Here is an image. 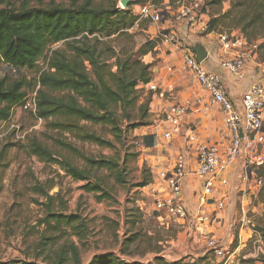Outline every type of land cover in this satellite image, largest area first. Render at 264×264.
Listing matches in <instances>:
<instances>
[{"label": "rangeland", "instance_id": "374dc122", "mask_svg": "<svg viewBox=\"0 0 264 264\" xmlns=\"http://www.w3.org/2000/svg\"><path fill=\"white\" fill-rule=\"evenodd\" d=\"M51 1L68 6L73 2L81 4L85 0H27V4L44 7ZM22 2L8 0L2 6L17 8ZM92 3L103 6L117 3L121 7L119 0H93ZM143 4L167 10L168 15L158 24H153L149 18H142L139 27L128 28L131 35L129 40L110 38V43L116 49L123 44L132 46L135 55L149 65L152 81L137 86L136 106L144 104V107L141 111L136 107L130 109L129 119L121 117L120 111H117L120 127L119 133H116L118 138L109 125L80 122L89 131L110 141L112 146L79 141L70 133L53 130L48 121L24 110L20 103L12 107L7 120L0 121V263L50 264L61 246L73 242L77 246V264H91L94 257L108 253L122 260L142 263L162 257L170 263L180 260L189 264H264V180L258 188L248 184L244 193L236 192L233 209L221 212L212 210L208 222H202L196 228L186 221L181 223L173 218L159 220L152 209L151 197L144 192L146 187L137 186L145 181L152 183L163 179L172 167L176 154L187 149V134L202 127L200 117L192 118L188 123L190 130L183 133V146L179 147L175 142L162 139L159 120L164 109L171 111L173 106L185 99L192 104L199 99L197 93L204 92L183 67L181 52L200 43L211 51L214 58H218V48L208 44L205 28L212 12L218 13L223 7L226 10L230 7L228 0L214 1L208 7L206 15L209 18H188L180 21L183 25L179 26L171 19V13L176 11V0H131L126 9L135 13ZM192 24L194 28L190 32ZM214 25L219 32L237 29L231 26L229 19L223 20V27L219 26L220 22ZM254 30L263 28L258 26ZM170 31L178 39V48L160 40V33ZM59 46L56 44L53 47ZM139 48H144L146 53L140 54ZM258 55L261 60L264 59V47L259 49ZM44 67V57L33 68L24 69H17L0 60V78L24 79L23 90L27 95L37 90L36 79ZM203 106L209 121L207 126L212 131L206 135V141L201 140L202 143L219 139L227 143L218 108L209 102ZM32 140L39 141L74 167L86 170L109 197L100 198L99 192H85L82 185L86 181L74 180L58 164L43 162L31 155L29 144ZM59 141L71 144L89 157L116 160L123 181H117L115 171L90 168L77 155L63 148ZM261 171L264 172V167ZM196 191L193 188L189 195L195 197ZM45 193L52 196L49 204L51 210L80 215L84 224V234L80 240L69 228L60 226L52 229L39 224L47 208ZM242 197H245L243 206ZM186 204L194 214L197 207L193 208L188 202ZM208 237L218 239L225 248L223 256L214 257L206 245ZM67 255L74 256L71 253ZM75 263V257L66 262Z\"/></svg>", "mask_w": 264, "mask_h": 264}, {"label": "trees", "instance_id": "16d2710c", "mask_svg": "<svg viewBox=\"0 0 264 264\" xmlns=\"http://www.w3.org/2000/svg\"><path fill=\"white\" fill-rule=\"evenodd\" d=\"M214 1L222 2L206 0L205 5L210 7ZM228 1L230 7L223 13L212 15L205 32L221 33L215 30L214 23L220 22L219 26L223 27V20L229 19L231 26L239 29L248 42H258V50L264 47V1ZM5 2L8 3V0H0V60L17 69H24L33 68L41 58H45L46 69L41 70L36 79L35 116L48 121L51 129L70 133L79 141L112 146L110 141L89 131L80 122L109 125L118 138L116 133H119L120 127L117 111H120L121 117L129 119L130 109L136 107L141 111L144 107V104L136 106L137 86L151 81L149 65L135 55L132 46L123 44L116 49L110 43V38L121 41L131 38L128 28L135 27V14L122 9L117 3L103 6L93 4V0H85L81 4L73 2L68 6L51 1L44 7L30 6L27 0H23L17 8L2 6ZM142 22L137 23V26ZM258 26L263 30H254ZM54 44L60 46L52 48ZM138 51L142 55L146 53L144 48ZM24 85L22 78H0V121L7 120L12 107L22 102ZM58 143L81 158L90 168L115 171L117 181H123L116 160L89 157L69 143ZM29 151L43 162L58 164L74 180L86 181L82 185L85 192H99L100 198L109 197L86 170L57 157L39 141L32 140ZM261 170L259 175H264ZM147 184L149 181L137 186L144 187ZM44 195L47 208L39 224L52 229L60 226L69 228L80 240L84 234L80 215L51 210L49 204L52 196ZM59 250L50 264H66L67 260H73L74 257L75 264L79 262L77 246L73 242L61 246ZM68 253L74 256L68 257ZM46 257L49 258L48 254ZM91 264L189 263L180 260L170 263L162 257H154L152 262L142 263L122 260L108 253L94 257Z\"/></svg>", "mask_w": 264, "mask_h": 264}, {"label": "built area", "instance_id": "2783aa9c", "mask_svg": "<svg viewBox=\"0 0 264 264\" xmlns=\"http://www.w3.org/2000/svg\"><path fill=\"white\" fill-rule=\"evenodd\" d=\"M205 2L176 0V11L171 13L172 21L179 23L188 18L201 19L202 14L209 12ZM134 14L137 17L136 27L142 18H149L153 24L161 23L168 11L143 4ZM236 30L239 29L215 33V39L217 54H220L218 67L241 81L248 76L249 62L256 58L259 44L248 42L240 30ZM159 35L161 41L173 47L180 45L172 31ZM181 60L191 79L205 92L209 104L218 108L228 142L219 139L202 143L197 139V133L190 132L186 142L195 143V147L189 145L176 154L165 177L144 186V192L151 197L152 209L159 220L173 218L196 228L198 224L208 222L212 210L221 212L225 209L229 190L244 193L248 184L254 188L263 184L264 175H259V170L264 167V62L249 81L240 102H235L227 93L221 74L206 68L205 60L199 62L190 47L182 50ZM20 105L35 115L36 90L25 95ZM191 106L190 100L185 99L173 106L171 111L163 110L159 124L162 125L160 133L164 141L180 139L183 119ZM189 177L198 183L195 196L197 210L194 214L189 211L183 196V184ZM206 245L214 257L224 255L225 248L215 237H208Z\"/></svg>", "mask_w": 264, "mask_h": 264}, {"label": "crops", "instance_id": "0c3cea01", "mask_svg": "<svg viewBox=\"0 0 264 264\" xmlns=\"http://www.w3.org/2000/svg\"><path fill=\"white\" fill-rule=\"evenodd\" d=\"M225 10H226V8L223 7L220 10L219 13H223ZM217 14L218 13H216V12H212V15H214V16L217 15ZM201 18L202 19H207L209 17L207 15H204ZM178 25L179 26H182L183 23L179 22ZM193 28H194V26L191 25L190 28H189L190 32L192 31ZM181 30H183V28H181ZM236 31H239V30H236ZM206 37L209 38L208 39V44L212 48L214 46L215 47L217 46L216 39H213V38H216V35H215L214 32H211V33L206 34ZM207 52H209V56L204 61V66L206 68H208V69L215 70V71L219 72L221 74L222 78H223V82H224V84L226 86L227 93L231 96V98L235 102H240L241 95L245 91V89H246L249 81L251 80V78L253 77V75L256 72H259L260 71L261 66H263L262 63L264 62V59L263 60L260 59V57L258 55L259 50L257 51L256 58L254 60H251L249 62L248 70H247V72H248L247 78H245L244 80H241V81L235 80L233 77H231L229 74H227L226 72L222 71L218 67V61L220 59V54H217V57L218 58H214V56L211 55V51L209 49H207ZM207 60H212V61H208L207 62ZM180 61L182 63L181 58H180ZM150 82H149V84H150ZM196 96H197V98L199 97V99L197 101H194V103H192V106H191V108H190L187 116L183 119L182 136H180V139H178L176 141H173V143L175 142V144L177 146H179V147L180 146L181 147L183 146V142H184V141H182L183 133L188 132L190 130L189 127H188V123H189L190 120H192V118H199L200 117V119H202L201 120L202 127L199 128L198 131H195L197 133V139L199 140V142H202L203 140L206 141L205 140L206 135L212 131L207 126V122H209V121L207 120V115H205V113L203 112V110H204L203 104L204 103H208V100L206 98V94L204 92L203 93L198 92ZM219 115H220V118L219 119L221 120L222 117H221L220 112H219ZM186 145L187 146L190 145L191 148H194L196 144L193 143V142H186ZM197 187H198V183L196 182V180H194V178H191V177L187 178L185 180L184 184H183V196L185 198V201L188 202V203H190V204H192L190 206H192L193 208L196 207L195 206L196 205V200H195V197L194 196L192 197V196L189 195L190 194L189 192L190 191L192 192V189L193 188H194V190H197ZM235 193H236V191L229 190V198L227 200L226 207H225L224 210H228L229 211V210H231V209L234 208V203H235V199H236ZM244 198L245 197H242V199H241L242 200L241 201L242 206H243Z\"/></svg>", "mask_w": 264, "mask_h": 264}, {"label": "water", "instance_id": "95a60500", "mask_svg": "<svg viewBox=\"0 0 264 264\" xmlns=\"http://www.w3.org/2000/svg\"><path fill=\"white\" fill-rule=\"evenodd\" d=\"M130 2L131 0H119L122 9H126ZM191 49L199 62L204 61L208 56L207 49L200 43L193 45Z\"/></svg>", "mask_w": 264, "mask_h": 264}]
</instances>
